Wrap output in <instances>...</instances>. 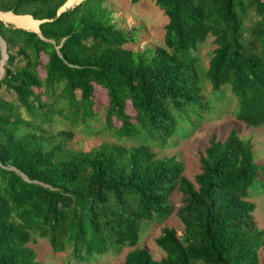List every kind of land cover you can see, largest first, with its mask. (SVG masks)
Returning a JSON list of instances; mask_svg holds the SVG:
<instances>
[{"label":"trees","instance_id":"1","mask_svg":"<svg viewBox=\"0 0 264 264\" xmlns=\"http://www.w3.org/2000/svg\"><path fill=\"white\" fill-rule=\"evenodd\" d=\"M152 1L168 17L164 44L139 51L104 0H0V11L29 18H0V264H48L35 237L78 263L130 245L122 264H262L250 190L264 184V159L251 138L212 135L191 180L149 144L86 151L70 146L72 131L49 128L96 118V86L107 92V126L123 138L142 129L170 144L227 111L228 91L239 121L264 126V0ZM65 3L75 5L58 14ZM209 37L202 74L196 52ZM175 191L184 231L165 226L155 240L165 255L155 259L137 247L142 225L168 217Z\"/></svg>","mask_w":264,"mask_h":264},{"label":"rangeland","instance_id":"2","mask_svg":"<svg viewBox=\"0 0 264 264\" xmlns=\"http://www.w3.org/2000/svg\"><path fill=\"white\" fill-rule=\"evenodd\" d=\"M104 2L114 10L113 17L117 25L124 30L132 31L135 42L127 44V47L142 51L148 47L163 46L165 25L168 22V17L154 1L140 0L133 3L132 0H104ZM73 5L70 7H73ZM0 18L29 21L27 16H16L2 11H0ZM214 48L213 38L209 37L199 46L196 52L198 67L202 74H204L209 65ZM3 62H0V72ZM229 97L231 99L228 91L222 98L228 101L227 111L221 112L220 117L212 121H202L197 127L195 126L189 130V133L185 131L179 132L170 144L162 145L158 143L142 129L131 138H123L118 135L114 127H108L104 120V106L108 102V96L106 90L99 86H96L95 90V108H99L101 111L96 118L89 119L87 123L81 122L75 126L58 119L49 128L53 132L63 129L72 131L70 146L86 151L103 143L149 144L158 156L174 157L182 162L184 174L193 180L194 176L200 172L199 151L209 144L212 135H215L218 139H226L231 130H237L242 138H251L254 143L255 154L259 159H264V126L253 127L239 121L232 113L235 104H232L231 100L228 99ZM114 122V126H119L120 123L118 121L115 120ZM250 194V199L257 205L254 217L259 227L264 229V184L256 183L252 186ZM171 201L173 205L172 211L166 219L153 220L142 225L141 238L137 247L147 248L155 259H160L165 255L155 241L165 226L176 228L179 235H182L184 231L183 224L177 214V210L182 204V194L179 191H175L171 194ZM31 245L35 248L38 259L48 264H122L127 253L135 248L130 245H119L116 249L99 257L98 260L89 263H78L72 256L70 249L63 252H55L46 239L35 237V241ZM261 263L264 264V246L261 250Z\"/></svg>","mask_w":264,"mask_h":264},{"label":"water","instance_id":"3","mask_svg":"<svg viewBox=\"0 0 264 264\" xmlns=\"http://www.w3.org/2000/svg\"><path fill=\"white\" fill-rule=\"evenodd\" d=\"M70 6H67L66 5V3L64 4V6L62 7V9H60V11L58 12V14L61 12V11H63V10H65V9H67V8H69ZM45 21V19L44 20H39V25H40V23H42V22H44ZM7 23V22H6ZM16 26V25H15ZM23 28V27H22ZM33 31H36V32H38V33H40L41 34V32H40V28H39V30L37 31V30H33ZM0 45H1V47H2V59H6V57H7V55H6V46H5V41L3 40V38L0 36ZM3 71V70H2ZM1 74H2V72H1Z\"/></svg>","mask_w":264,"mask_h":264},{"label":"bare ground","instance_id":"4","mask_svg":"<svg viewBox=\"0 0 264 264\" xmlns=\"http://www.w3.org/2000/svg\"><path fill=\"white\" fill-rule=\"evenodd\" d=\"M16 26H18V25H16ZM18 27H21V26H18ZM24 28V27H23ZM27 29V28H26ZM38 29H39V20H38ZM28 30H33V29H28ZM5 59H2V61L1 62H3ZM2 70H3V63L1 64V72H2Z\"/></svg>","mask_w":264,"mask_h":264}]
</instances>
